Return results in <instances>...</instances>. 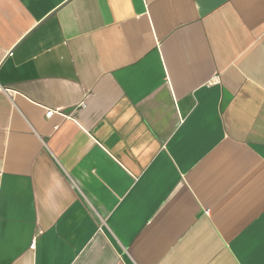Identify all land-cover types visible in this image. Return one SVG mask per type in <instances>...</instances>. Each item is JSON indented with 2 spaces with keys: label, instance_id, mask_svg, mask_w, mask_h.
<instances>
[{
  "label": "crops",
  "instance_id": "crops-1",
  "mask_svg": "<svg viewBox=\"0 0 264 264\" xmlns=\"http://www.w3.org/2000/svg\"><path fill=\"white\" fill-rule=\"evenodd\" d=\"M0 264H264V0H0Z\"/></svg>",
  "mask_w": 264,
  "mask_h": 264
},
{
  "label": "built area",
  "instance_id": "built-area-1",
  "mask_svg": "<svg viewBox=\"0 0 264 264\" xmlns=\"http://www.w3.org/2000/svg\"><path fill=\"white\" fill-rule=\"evenodd\" d=\"M56 111H57V110L50 108V109L47 110L46 116H47V117H50V116L53 115ZM35 247H36V238H34L33 242H32L31 245H30V248H31V249H34Z\"/></svg>",
  "mask_w": 264,
  "mask_h": 264
}]
</instances>
